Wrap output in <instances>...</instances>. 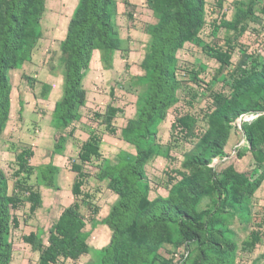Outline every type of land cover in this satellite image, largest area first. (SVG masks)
Returning a JSON list of instances; mask_svg holds the SVG:
<instances>
[{
    "label": "rangeland",
    "instance_id": "rangeland-1",
    "mask_svg": "<svg viewBox=\"0 0 264 264\" xmlns=\"http://www.w3.org/2000/svg\"><path fill=\"white\" fill-rule=\"evenodd\" d=\"M152 2L117 0L112 22L120 42L113 59L119 50V63L113 66L112 59V63L107 62L111 66L107 67L102 51L94 49L89 64L92 63L94 73L90 76L88 68L83 82L85 103L79 108L78 119L65 129L55 126V109L67 85V55L62 45L79 0H42V7L35 3V14L25 23L23 50L16 65L6 70L10 107L8 120L0 133L4 194L16 199V204L11 205V218L19 221L18 226L11 221V264H39L40 248L48 244L51 229L61 212L76 201L86 220L85 232L91 251L78 260L62 257L60 261L64 264L100 263V251L113 237V229L104 220L119 198L118 192L109 186L110 177H102V174L107 165H116L121 155L136 154L135 146L125 140L122 133L128 120L136 116L148 89L143 62L152 49L150 29L158 22ZM206 3L204 27L194 40L177 51L178 101L167 109L158 127L163 154L153 157L146 165L150 201L168 196L172 185L182 179L178 171L184 170L182 165L187 157L200 149V138L209 128V116L220 105L216 96L220 95L224 102L231 96L234 78L242 70L264 64V0H206ZM214 49L230 51V62L221 64L212 54ZM109 106L121 109L113 121L115 133L109 132L107 127ZM184 115L193 116L196 123L193 132L180 135L175 125ZM234 122H231L226 153L214 157L209 164L220 176L229 165L238 173L248 174L255 163L247 140L242 142V130ZM93 134L100 136L101 157L83 163L80 158L83 144ZM21 151L34 153L26 160L30 173L20 171L17 156ZM216 159L221 162L214 164ZM74 164H83L86 174L82 196L78 198L73 193L78 175L72 169ZM48 165H52L55 172H44ZM259 171H264V164ZM31 191L40 193L42 199L34 211L30 208ZM216 201V193L203 196L197 205V214L213 208ZM221 211L220 217L236 236L235 264H264V179L247 206L243 205L238 211L236 204L228 203ZM253 231H259L261 239L255 248H248L245 243L251 239ZM31 232L38 236L35 244L24 240ZM171 233L170 240L156 249L158 263L163 264L164 259L169 264H199L201 255L197 241L183 240L181 234L173 230Z\"/></svg>",
    "mask_w": 264,
    "mask_h": 264
},
{
    "label": "trees",
    "instance_id": "trees-1",
    "mask_svg": "<svg viewBox=\"0 0 264 264\" xmlns=\"http://www.w3.org/2000/svg\"><path fill=\"white\" fill-rule=\"evenodd\" d=\"M35 3L42 7V0H0V133L8 120L10 107L6 70L16 65L23 50L25 23L35 14ZM116 3L117 0H79L62 45L67 55L68 72L65 95L55 109L58 129L67 128L79 117V108L86 100L83 82L94 49L102 51L105 64H110L114 51L119 49L120 40L112 22ZM206 4V0H153L151 4L158 22L150 29L152 49L143 62L146 71L143 77L148 89L136 116L128 120L122 133L124 139L135 146L136 154L121 155L117 164L107 165L102 174V177H110L109 186L118 192L119 198L104 220L113 229V237L100 251L99 264H159L156 249L170 240L172 230L180 233L183 240L197 241L201 255L199 264L236 262V236L220 217L221 209L228 203L236 204L238 211L243 205L247 206L261 186L264 171L251 178L229 165L220 176L209 164L214 157L226 153L232 121L249 111H264V64L242 70L234 78L231 96L224 102L220 95L216 96L220 105L209 116V128L200 138V149L189 155L182 165L184 170L178 171L182 179L172 185L168 196L149 200L151 187L146 165L153 157L163 154L158 127L167 109L178 101L177 51L194 40L204 27ZM212 54L221 64L230 62L228 50L219 49ZM109 64L107 67L111 66ZM120 110L114 106L107 109L106 122L111 133L116 132L113 121ZM195 123L193 116L184 115L175 128L180 135H186L193 132ZM243 130L248 150L260 169L264 164V113L251 123H245ZM100 142V136L93 134L83 144L80 154L83 163L101 157ZM33 154L32 151L18 154L20 171L30 173L26 160ZM72 169L78 173L73 184V193L78 198L82 196L86 174L83 164H74ZM44 172L52 174L55 169L48 165ZM170 180L174 182L173 178ZM3 181L4 172L0 169V264H11V221L14 226H18L19 221L11 218V205L16 204V199L6 197ZM210 193L217 194L214 207L197 214L201 198ZM30 201L34 211L42 202L41 194L31 191ZM86 225L78 201L67 206L51 229L48 244L40 248L39 264H64L60 261L62 257L78 260L88 254L91 247ZM260 239L259 231H253L245 246L255 248ZM24 240L35 244L38 236L31 232ZM162 262L170 263L164 259Z\"/></svg>",
    "mask_w": 264,
    "mask_h": 264
},
{
    "label": "built area",
    "instance_id": "built-area-1",
    "mask_svg": "<svg viewBox=\"0 0 264 264\" xmlns=\"http://www.w3.org/2000/svg\"><path fill=\"white\" fill-rule=\"evenodd\" d=\"M264 111H250V112H246L241 114L236 120H235V125L236 127H238L240 130H242L244 138L242 142H246V137L244 134V130H243V125L245 123H251L252 121H254L255 119H257L258 117H260L261 115H263ZM226 159V158H225ZM221 162V159H216L214 160V164H218ZM260 169L257 167V165L254 163V166L252 167V171L250 173H248L249 177L254 178L260 171ZM180 255L178 257V259H180Z\"/></svg>",
    "mask_w": 264,
    "mask_h": 264
},
{
    "label": "crops",
    "instance_id": "crops-1",
    "mask_svg": "<svg viewBox=\"0 0 264 264\" xmlns=\"http://www.w3.org/2000/svg\"><path fill=\"white\" fill-rule=\"evenodd\" d=\"M119 52V50L115 53V56H114V59H113V66H116L118 63H119V58H121V53H118ZM95 54V56H98V52L96 53H94ZM119 55V56H118ZM89 71H90V76H92L93 75V73H94V70L92 69V63H91V65L89 66ZM109 69H111V68H109ZM95 76V75H94ZM229 143H230V140H229ZM166 196V195H165Z\"/></svg>",
    "mask_w": 264,
    "mask_h": 264
}]
</instances>
